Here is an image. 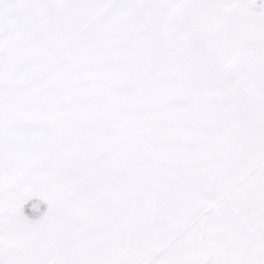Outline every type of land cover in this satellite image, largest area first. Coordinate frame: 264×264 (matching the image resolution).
<instances>
[{"label":"snow or ice","instance_id":"obj_1","mask_svg":"<svg viewBox=\"0 0 264 264\" xmlns=\"http://www.w3.org/2000/svg\"><path fill=\"white\" fill-rule=\"evenodd\" d=\"M0 264H264V0H0Z\"/></svg>","mask_w":264,"mask_h":264}]
</instances>
